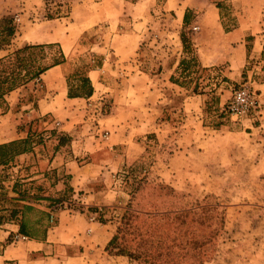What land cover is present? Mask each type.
<instances>
[{"label": "rangeland", "instance_id": "374dc122", "mask_svg": "<svg viewBox=\"0 0 264 264\" xmlns=\"http://www.w3.org/2000/svg\"><path fill=\"white\" fill-rule=\"evenodd\" d=\"M100 1L0 0V57L25 43H60L68 58L63 73L74 90L92 68L101 72L83 109L109 155L125 153L127 140L140 143L138 156L114 165L102 181L123 191L109 204L83 202L69 191L42 199L49 179L26 180L22 166L1 167L0 233L12 232L0 240V264H144L111 255L105 247L132 199L149 207L159 194L166 200L162 208H191L207 199L225 206L220 208H225L224 225L203 264H264V0H133L150 15L141 49L124 59L100 47L108 31L105 18L123 5ZM217 4L219 13L213 16L207 7ZM11 20L13 36L6 31ZM56 51L48 49L45 61ZM21 87L22 102L37 100L46 90L37 80ZM244 89L255 104L232 113L230 105ZM116 110L118 117L105 122ZM46 118L43 127L53 126L40 140L50 142V158L51 131L61 123ZM24 205L33 206L27 211L33 221L40 210L51 211L49 239L14 232ZM14 208L19 216L9 219Z\"/></svg>", "mask_w": 264, "mask_h": 264}, {"label": "crops", "instance_id": "0c3cea01", "mask_svg": "<svg viewBox=\"0 0 264 264\" xmlns=\"http://www.w3.org/2000/svg\"><path fill=\"white\" fill-rule=\"evenodd\" d=\"M116 1L123 5V10L116 8L109 17L105 18L108 31L100 47L124 59L141 49L145 32L143 27L148 21L150 10L133 0ZM105 2L107 0H101L99 3ZM207 8L213 16L215 12L219 13V8L215 5H209ZM75 11L76 6H72L71 13L74 14ZM186 14L187 17L189 15L185 11L184 18ZM84 24L85 27L81 29L85 31L88 23ZM233 32L234 30L230 32L231 36ZM65 42L67 45L71 44L70 40L66 39ZM65 63L55 65L42 74L41 83L46 90L45 94L36 100V103L34 101L22 102V87L7 93L8 105L6 108H0V136H6L5 139L0 140V168L9 165L22 166L27 171L26 180L49 179L50 183L43 191L42 199L56 197L61 191H69L70 197L80 196L83 202L109 204L119 199L123 191L116 188L109 189V185H102V181L113 173L114 165L120 166L138 156L140 143L133 139L127 140L130 146L124 147L126 148L125 153L117 154V156L109 155L110 150L104 146L105 142L101 141L104 137L102 134L97 137L94 121L83 109V102H88L94 96L96 90L94 78L99 81L101 72L97 68H92L87 74L94 87L93 94L69 96L71 84L69 82V86V80L64 76L62 69ZM260 88L264 90V84H260ZM99 98L100 104L106 103L105 96ZM58 99H62L63 103H58ZM115 112L116 114H110L105 122L110 123L113 118H117L119 111ZM46 116H50L54 124L59 121L61 123V127L51 131L53 139L49 141L55 140V142L50 158L46 156L50 151V142L40 140V136L44 134L43 130L53 126L43 127L48 123ZM60 130H64L62 137L59 135ZM109 138L111 141L108 145L112 147L114 144L112 135H109ZM133 147L137 149L136 152L131 151ZM4 152L5 157L2 158ZM19 158L22 164L19 163ZM41 206L46 208L44 202H41ZM13 230L14 232L19 230V225L15 224ZM11 232L1 230L0 240L8 237ZM47 239H49V233Z\"/></svg>", "mask_w": 264, "mask_h": 264}, {"label": "trees", "instance_id": "16d2710c", "mask_svg": "<svg viewBox=\"0 0 264 264\" xmlns=\"http://www.w3.org/2000/svg\"><path fill=\"white\" fill-rule=\"evenodd\" d=\"M217 7L220 5L217 4ZM6 31L9 36L15 34L16 26L12 20ZM55 47L57 51L52 60L45 61L46 51L54 50ZM66 61L67 55L61 44L53 42L25 43L0 57V108L8 105L7 93L32 80L41 82L43 73ZM93 91L92 81L86 76L80 88L72 90L69 87L68 94L90 96ZM159 186L164 187L162 184ZM158 197L160 200L150 201L149 207L136 206L133 199L129 202L105 247L106 251L144 264H203L208 245L224 225L225 208L221 211L220 208L225 206L207 199L191 208H162L159 204L166 200L160 194ZM30 209H33L32 205L23 206L19 231L30 239L46 241L54 217L51 211L40 210V217L33 221L27 215ZM89 209L95 211L96 207L90 206ZM19 211L12 209L9 219H16Z\"/></svg>", "mask_w": 264, "mask_h": 264}, {"label": "built area", "instance_id": "2783aa9c", "mask_svg": "<svg viewBox=\"0 0 264 264\" xmlns=\"http://www.w3.org/2000/svg\"><path fill=\"white\" fill-rule=\"evenodd\" d=\"M255 100L252 99V95L246 89L241 90L237 93V96L232 104L230 105L231 112L248 111L254 106ZM101 209V208H100Z\"/></svg>", "mask_w": 264, "mask_h": 264}]
</instances>
